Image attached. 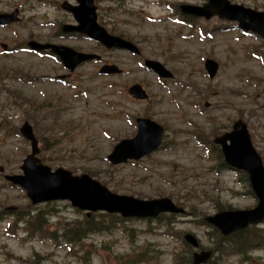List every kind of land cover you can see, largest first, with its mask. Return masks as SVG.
I'll use <instances>...</instances> for the list:
<instances>
[{
	"label": "rangeland",
	"instance_id": "obj_1",
	"mask_svg": "<svg viewBox=\"0 0 264 264\" xmlns=\"http://www.w3.org/2000/svg\"><path fill=\"white\" fill-rule=\"evenodd\" d=\"M62 1L0 0L1 12L17 7L21 16L18 23L0 26V165L21 172L30 145L16 130L28 121L39 141L38 156L52 169L87 173L119 194L166 196L189 214L151 221L109 219L106 230L74 246L64 243L58 228L83 215L66 200L35 205L46 214L45 228L53 238L28 233L16 216L1 213L0 264H185L194 251L181 240L186 233L198 240L195 251L213 249L215 238L200 222L203 216L257 203L240 174L218 164L212 139L242 118L264 164V43L217 17L192 23L175 10L180 3L204 0H94L98 22L131 40L141 53L105 49L83 37H61V24L73 21L60 8ZM230 1L264 11V0ZM30 39L94 52L100 59L67 75L48 54L9 52ZM147 58L161 62L173 77L162 79L149 71L143 65ZM206 58L218 63L212 78L204 69ZM102 63H114L121 72L100 74ZM61 74L67 76L59 80ZM133 83L145 88L147 99L128 94ZM138 115L165 127V148L137 162L109 164L106 155L116 141L132 136ZM8 207L23 215L33 206L21 188L0 175V211ZM255 227L264 233V220ZM252 257V264H264V251ZM212 262L247 264L236 255Z\"/></svg>",
	"mask_w": 264,
	"mask_h": 264
},
{
	"label": "water",
	"instance_id": "obj_2",
	"mask_svg": "<svg viewBox=\"0 0 264 264\" xmlns=\"http://www.w3.org/2000/svg\"><path fill=\"white\" fill-rule=\"evenodd\" d=\"M76 1L77 5H71L67 1L61 4V7L71 12L77 21V25L64 24L62 31H77L99 41L106 48L127 49L138 53L137 47L132 42L108 33L97 23L93 0ZM181 10L205 18L217 15L220 18L236 20L239 28L256 32L264 39V11L230 3L228 0H207L203 5H182ZM18 20L17 9L10 13H0V24H9ZM28 46L34 50L50 49L58 55L64 67L70 70L78 63L98 57L95 54L78 52L68 46L39 43L34 40L29 41ZM145 65L161 77L172 76L171 72L158 61L146 60ZM217 68V62L206 59L205 69L210 77L215 75ZM100 72L118 73L120 69L113 64H106L101 67ZM129 93L138 99L147 96L137 84L130 87ZM136 121L138 130L135 136L120 140L107 156L112 164L125 162L127 159H139L160 144L162 127L159 124L146 118H137ZM20 133L30 141L31 151L22 161L20 166L22 173L6 174L5 179L23 187L33 204L59 199L69 200L73 206L81 210L117 212L123 217H155L161 212H183L181 207H177L167 197L139 199L121 195L111 192L88 174L72 175L63 168L52 171L36 156L39 152L38 141L28 122L21 125ZM214 141L221 144L226 164L231 168L246 171L252 190L258 198V203L253 208L222 210L205 217V221L226 235L264 219V167L260 156L251 145L246 125L241 119L234 122L231 131L216 137ZM2 170L3 167L0 166V171ZM184 238L193 247L198 246L196 238L191 234H186ZM210 255L211 251L194 252L192 264L205 263Z\"/></svg>",
	"mask_w": 264,
	"mask_h": 264
},
{
	"label": "trees",
	"instance_id": "obj_3",
	"mask_svg": "<svg viewBox=\"0 0 264 264\" xmlns=\"http://www.w3.org/2000/svg\"><path fill=\"white\" fill-rule=\"evenodd\" d=\"M243 177L247 182L245 174H243ZM220 208L222 207H218V209ZM1 213H8L16 216L18 221L24 223L23 225L28 233L41 232L47 237L53 238L52 232L45 228V222H47L46 214L43 211L40 212L37 210V207L35 206H33L31 210L23 212V215L16 211H0V216L2 215ZM47 214L49 213L47 212ZM82 215V218L73 219L71 222L63 223L59 226L58 229H60V236L65 244L74 246L81 245L84 240L91 235L101 233L107 229L108 225L111 226L109 219L122 221L119 217L107 213L91 212L90 214H86L85 212H82ZM98 216L102 217V221L97 219ZM15 222L16 221L14 220L13 223L15 224ZM105 222H108V224H105ZM200 222H202V220H200ZM211 231L212 232L208 235H214L215 239L213 241L215 245L213 250L217 253L214 258L218 259V261L224 255H237L242 261L252 264L251 253L255 250L264 251V233L261 229H257L255 226H249L228 236H221L218 230L214 228ZM181 260L184 259L181 257ZM184 263L190 264V261L186 260ZM211 264H217V262H212Z\"/></svg>",
	"mask_w": 264,
	"mask_h": 264
},
{
	"label": "flooded vegetation",
	"instance_id": "obj_4",
	"mask_svg": "<svg viewBox=\"0 0 264 264\" xmlns=\"http://www.w3.org/2000/svg\"><path fill=\"white\" fill-rule=\"evenodd\" d=\"M67 37H71V36H73V35H66Z\"/></svg>",
	"mask_w": 264,
	"mask_h": 264
}]
</instances>
